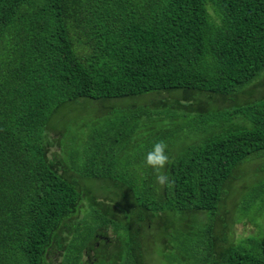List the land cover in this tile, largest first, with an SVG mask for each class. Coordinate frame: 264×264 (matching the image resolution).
<instances>
[{"label": "trees", "instance_id": "obj_1", "mask_svg": "<svg viewBox=\"0 0 264 264\" xmlns=\"http://www.w3.org/2000/svg\"><path fill=\"white\" fill-rule=\"evenodd\" d=\"M263 80L264 0H0V264H89L90 251L93 264H150V243L161 264H264V178L242 200L233 190L243 166L264 176ZM144 96V110L89 132L67 167L60 109ZM142 118L194 133L168 156L171 187L144 175L141 156L114 154L115 144L154 137ZM78 180L121 185L135 216L105 210ZM168 216L159 228L155 219ZM241 222L256 234L234 244L226 233ZM109 228L114 240L96 249Z\"/></svg>", "mask_w": 264, "mask_h": 264}, {"label": "rangeland", "instance_id": "obj_2", "mask_svg": "<svg viewBox=\"0 0 264 264\" xmlns=\"http://www.w3.org/2000/svg\"><path fill=\"white\" fill-rule=\"evenodd\" d=\"M262 87H264V80H263V85L258 86L257 89H262ZM261 94L264 93L261 91L259 93V96ZM171 96H177V93L170 95V97ZM161 97L163 98V96ZM146 101H147L146 96H144L143 98L133 97V98H126L119 100L115 99V100L107 101L103 104L102 103L98 104L97 102L93 103L88 101H80L81 103L79 102V104L76 106V109L72 110V108H69L67 106L60 109L62 113L67 115V119L69 121L68 131L66 132V136L64 139L65 144L63 147L64 153L66 154V155L64 154L63 160L67 161L65 162L67 163L66 164L67 167L72 168L70 163L71 160L70 156L78 155V154H74L75 151H77L79 154L81 153V150L85 145L84 141H86V137L88 136L89 132H91L93 135L95 134V131L103 132L104 130L109 129L112 126L115 127L119 122L120 118L128 115L131 110L134 111L132 106L135 105L138 106V108H135L136 110H144L143 107H139L140 106L139 103L140 102L146 103ZM162 110L163 111L170 110V107L165 106V108H163ZM173 113L174 111L172 110L171 114L173 115ZM140 120L141 121H139V123L140 125L143 126V129L153 134L154 137L146 142L144 141L139 142L137 146H132L127 141L128 144L126 145V148H124L123 145L120 146L121 144L118 145L115 144L114 154L116 155V157H118V159H121L120 162H123L125 157L128 155L141 156L142 157L141 167L144 171L143 173L144 175L151 176L154 174L153 170L146 168L144 166V158L147 153L146 144L150 146L153 145V143L158 140H163L167 144V150H166L167 155L176 157L182 152V150L188 144H190L189 138H192L194 136L193 135L194 133L189 131V128L185 123H183L182 121L178 122V120L176 119L163 118L161 121H156V120H146V118H142ZM83 127H85L86 129H83ZM134 138L141 140L142 134H138ZM141 153H143V155H141ZM255 164L256 163L253 162L250 165L243 166L240 170L236 172V175L240 178L235 180V182L233 183V187H234L233 190L236 196H238L239 194L240 200H242V198L246 194V190H244L245 187L250 188L251 186L256 184L260 179L262 180L264 178L262 174H257L256 170L253 171V169L255 168ZM122 172L123 174H125L124 170L120 171L121 174ZM78 183L79 185L81 184V188L89 189L96 199H100L101 205L104 207L105 210L108 207L113 212L115 211L118 213H122L127 220L135 216L133 209H131L132 203H129L127 200H125L123 197L119 195V192L122 191L121 185L119 184L115 185L114 183L112 184L110 182L96 181V180H90V181L78 180ZM240 205L242 206V204ZM81 207L83 211L84 209L86 211L87 208L89 211L92 210L91 207L87 205L86 201L82 203ZM226 209H228L229 211L231 210L229 206H227ZM241 211H242L241 207L238 206V208L235 210L236 213L234 214L233 220L238 221V219H241L242 217ZM118 213L116 214L117 218L120 217ZM82 215L83 212L79 216V219L81 218ZM249 216L251 219L257 221L259 225L263 226L262 221H259L260 219L255 217L253 211L250 213ZM156 220H157V226H159V228H162L164 223L168 224L169 222H171L172 219H170L168 216V218L165 217L164 219L163 217H159L158 219L156 218L155 222ZM179 220L180 219L176 217L173 219V223L176 225L178 229H183L184 226H180ZM190 220L191 222L188 223H190V226L193 227L192 217H190ZM155 222H149L146 225V228L148 229L147 233L153 241L159 240L161 237L160 235L161 231L157 230ZM225 224L226 226L229 224V219L225 220ZM261 226L258 228L259 232L257 236L262 238L263 235H261V230H262ZM220 228H222V225H219V222H216L215 231L218 234L220 233V231H222L220 230ZM177 232L179 231L177 230ZM107 233L109 237L114 236L112 234V229L110 228L108 229ZM255 234H256V229L253 226L241 222L235 225L234 227H232L229 233H226V238H229V240L235 244L239 242L241 239ZM125 235H126L125 232H120L118 234V236H122V237ZM149 245L147 246L146 253L147 255H149L150 258H152V259L149 258L150 264H161L157 259L155 262L153 261V258H159L160 256L159 247L161 246L158 243L152 244L153 247H151V243ZM219 245L222 248L224 247V244H222V242L219 243ZM51 262L58 263V258L56 255H51Z\"/></svg>", "mask_w": 264, "mask_h": 264}, {"label": "clouds", "instance_id": "obj_3", "mask_svg": "<svg viewBox=\"0 0 264 264\" xmlns=\"http://www.w3.org/2000/svg\"><path fill=\"white\" fill-rule=\"evenodd\" d=\"M167 144L163 140H158L153 143L151 149L146 153L144 158V166L153 170L156 184L161 189L171 187L172 181L169 176L163 171L169 163L167 155Z\"/></svg>", "mask_w": 264, "mask_h": 264}, {"label": "flooded vegetation", "instance_id": "obj_4", "mask_svg": "<svg viewBox=\"0 0 264 264\" xmlns=\"http://www.w3.org/2000/svg\"><path fill=\"white\" fill-rule=\"evenodd\" d=\"M108 229H106L105 231H101L100 233H97L96 235V240L97 242L95 243V248L97 249L99 247V243H109V241L114 240V236H110L108 235ZM84 256V261L89 262V264H93L94 262V254L92 251H90L88 254L85 252L83 253Z\"/></svg>", "mask_w": 264, "mask_h": 264}]
</instances>
